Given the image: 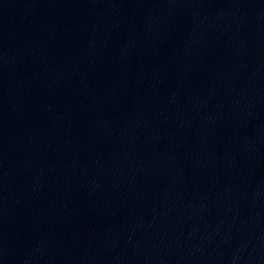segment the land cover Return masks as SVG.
Returning a JSON list of instances; mask_svg holds the SVG:
<instances>
[{
    "label": "water",
    "instance_id": "95a60500",
    "mask_svg": "<svg viewBox=\"0 0 264 264\" xmlns=\"http://www.w3.org/2000/svg\"><path fill=\"white\" fill-rule=\"evenodd\" d=\"M0 264H264V0H39Z\"/></svg>",
    "mask_w": 264,
    "mask_h": 264
}]
</instances>
